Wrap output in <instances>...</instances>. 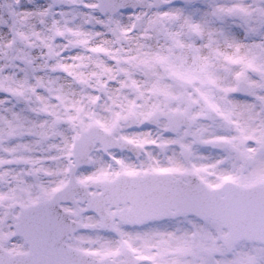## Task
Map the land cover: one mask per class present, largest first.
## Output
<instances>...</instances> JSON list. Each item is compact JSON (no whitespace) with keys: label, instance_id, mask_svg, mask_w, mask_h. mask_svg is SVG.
<instances>
[{"label":"snow or ice","instance_id":"obj_1","mask_svg":"<svg viewBox=\"0 0 264 264\" xmlns=\"http://www.w3.org/2000/svg\"><path fill=\"white\" fill-rule=\"evenodd\" d=\"M0 264H264V0H0Z\"/></svg>","mask_w":264,"mask_h":264}]
</instances>
